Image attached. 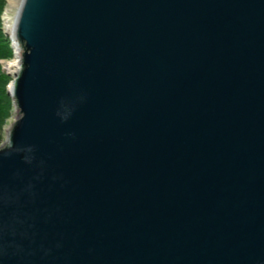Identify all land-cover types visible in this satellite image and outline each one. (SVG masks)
I'll return each mask as SVG.
<instances>
[{"label":"water","instance_id":"obj_1","mask_svg":"<svg viewBox=\"0 0 264 264\" xmlns=\"http://www.w3.org/2000/svg\"><path fill=\"white\" fill-rule=\"evenodd\" d=\"M9 37L0 264H264V0H22Z\"/></svg>","mask_w":264,"mask_h":264},{"label":"rangeland","instance_id":"obj_2","mask_svg":"<svg viewBox=\"0 0 264 264\" xmlns=\"http://www.w3.org/2000/svg\"><path fill=\"white\" fill-rule=\"evenodd\" d=\"M8 5V0H3L2 5H1V9H0V35L3 36V40H5L2 44V46H0V51H5L7 53V55L0 57V72L3 74V76L5 77V79L3 80V85L0 86V90H3L2 92L5 94H8V87L10 82L13 79V71H11V69H8V64H11L14 61V52H13V48H12V42L10 40L9 42V34L7 32L6 29V24L4 21V12H5V8ZM8 15H15V10H10L8 12ZM6 39L7 42H6ZM11 53H8V52ZM7 92V93H6ZM3 96H5L3 94ZM10 99H8V97H5V100L2 102V105L4 107V113H5V117L2 121V124H0V147H2L4 144H6L7 142V133L8 130L10 128V125L13 123L14 119H15V105L13 102V98L9 95Z\"/></svg>","mask_w":264,"mask_h":264},{"label":"bare ground","instance_id":"obj_3","mask_svg":"<svg viewBox=\"0 0 264 264\" xmlns=\"http://www.w3.org/2000/svg\"><path fill=\"white\" fill-rule=\"evenodd\" d=\"M21 3H22V0H8V5L5 8L4 21L6 24L7 32L11 35L14 33L16 12L18 11ZM10 10H15V15H8V12ZM19 55L20 54H18L14 58V61L11 64H8V69H11V71H13V72L18 71V69H19V66H20V63L18 60Z\"/></svg>","mask_w":264,"mask_h":264},{"label":"trees","instance_id":"obj_4","mask_svg":"<svg viewBox=\"0 0 264 264\" xmlns=\"http://www.w3.org/2000/svg\"><path fill=\"white\" fill-rule=\"evenodd\" d=\"M3 0H0V9H1V5H2ZM3 38V36L0 35V46H2L1 43H3L5 40L1 39ZM8 39H6L7 42ZM10 42V39H9ZM1 50V49H0ZM8 53H11L10 51ZM7 55V53L5 51H0V57H3ZM5 79V77L3 76V74L0 72V86L3 85V80ZM1 89V88H0ZM3 90H0V124H2V121L5 117V113H4V107L2 105V102L5 100V97H8V99H10L8 94H5L2 92ZM7 93V92H6ZM3 94L5 96H3Z\"/></svg>","mask_w":264,"mask_h":264}]
</instances>
